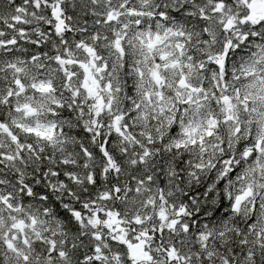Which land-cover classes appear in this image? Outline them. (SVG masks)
Here are the masks:
<instances>
[{
  "label": "snow or ice",
  "instance_id": "1",
  "mask_svg": "<svg viewBox=\"0 0 264 264\" xmlns=\"http://www.w3.org/2000/svg\"><path fill=\"white\" fill-rule=\"evenodd\" d=\"M0 264H264V0H0Z\"/></svg>",
  "mask_w": 264,
  "mask_h": 264
}]
</instances>
